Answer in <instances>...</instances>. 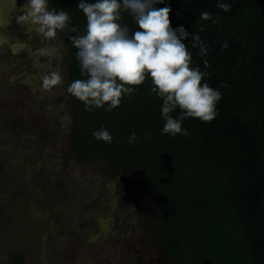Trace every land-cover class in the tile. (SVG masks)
<instances>
[{
	"label": "trees",
	"instance_id": "obj_1",
	"mask_svg": "<svg viewBox=\"0 0 264 264\" xmlns=\"http://www.w3.org/2000/svg\"><path fill=\"white\" fill-rule=\"evenodd\" d=\"M165 0L172 27L198 33L208 51L201 55L191 35L184 41L193 65L222 93L211 121L187 118L188 134L162 132V100L150 93L151 78L111 111L86 110L74 98L77 122L72 154L78 160H105L108 171L124 168L143 178L148 195L160 207L161 221L153 242L177 264H264V0ZM79 0H50L52 8L69 12V26L58 34L68 43V79H81L77 49L69 40L75 27L86 31ZM211 14L209 19L202 13ZM121 23L137 29L131 15ZM227 41L228 47L222 45ZM226 85V86H225ZM174 116L180 114L178 108ZM101 126L111 143L92 133ZM135 131L137 140L129 143Z\"/></svg>",
	"mask_w": 264,
	"mask_h": 264
},
{
	"label": "rangeland",
	"instance_id": "obj_2",
	"mask_svg": "<svg viewBox=\"0 0 264 264\" xmlns=\"http://www.w3.org/2000/svg\"><path fill=\"white\" fill-rule=\"evenodd\" d=\"M24 3L0 0V264H177L153 242L161 211L143 178L72 154L67 39L29 32ZM57 67L64 83L45 90Z\"/></svg>",
	"mask_w": 264,
	"mask_h": 264
},
{
	"label": "clouds",
	"instance_id": "obj_3",
	"mask_svg": "<svg viewBox=\"0 0 264 264\" xmlns=\"http://www.w3.org/2000/svg\"><path fill=\"white\" fill-rule=\"evenodd\" d=\"M165 0H79L77 8L87 19L86 31L79 34L73 27L69 40L77 49L76 58L81 79L73 80L67 91L82 101L86 110L103 108L111 111L122 99L131 96L137 87L151 78L150 93L162 100L161 116L165 121L162 132L176 136L188 134L183 127L187 118L211 121L218 114L217 104L222 98L218 88L205 79L209 73L192 63V53L184 41L191 35L193 47L199 44L201 55L208 51L198 33H189L183 25L172 27L170 5L157 7ZM50 0H25L17 17L29 32H35L45 41H55L70 23L71 16L63 8L49 6ZM218 7L228 11L231 5L219 0ZM127 12L138 26L131 31L121 23ZM202 18L211 14L203 12ZM63 41L51 48H41L44 54H59ZM227 48L225 41L222 45ZM64 83L62 70L42 77V87L51 90ZM226 86V85H225ZM180 114L174 116L177 109ZM92 135L111 143L113 136L101 126ZM137 140L133 131L129 143Z\"/></svg>",
	"mask_w": 264,
	"mask_h": 264
}]
</instances>
